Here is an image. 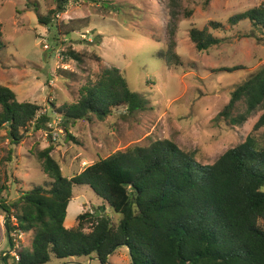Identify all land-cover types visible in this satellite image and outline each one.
Segmentation results:
<instances>
[{
  "label": "rangeland",
  "instance_id": "rangeland-1",
  "mask_svg": "<svg viewBox=\"0 0 264 264\" xmlns=\"http://www.w3.org/2000/svg\"><path fill=\"white\" fill-rule=\"evenodd\" d=\"M262 2L71 0L64 12L44 25L37 16L49 18L53 0H0L4 42L0 85L12 89L18 101L36 103L41 112L51 115L49 130L29 127L19 144H11L0 131V185L5 187L1 200L12 203L22 191L49 184L37 158V151L48 145H52L50 154L63 175L71 177L99 156L156 140L166 139L193 152L200 164L213 163L250 133L264 144V126L253 129L260 108L235 125L219 116L235 86L264 65V29L253 28L248 20L230 24L228 18ZM212 20L221 22L222 27L211 28ZM170 27L174 29L172 49L179 65L161 56L170 41ZM205 27L222 40L198 51L189 38V29ZM69 49L80 59L65 57L63 53ZM106 66L117 67L131 90L149 100L147 109L127 113L120 107L104 120H77L69 127L72 138L67 137L59 124V109L76 101L80 87L96 80ZM233 67L238 68L229 70ZM244 111V103L239 101L231 116ZM101 204L102 199L88 185L73 186L64 226L73 227L78 214ZM106 212L120 219L110 207L106 206ZM5 229L0 208V264H19L12 252L30 251L32 232H11L10 244ZM107 261L131 264L124 246ZM48 264L101 263L91 255L53 258Z\"/></svg>",
  "mask_w": 264,
  "mask_h": 264
},
{
  "label": "trees",
  "instance_id": "trees-1",
  "mask_svg": "<svg viewBox=\"0 0 264 264\" xmlns=\"http://www.w3.org/2000/svg\"><path fill=\"white\" fill-rule=\"evenodd\" d=\"M70 1L53 0L55 6L48 12L52 16L38 15V21L49 24ZM242 20L263 30L264 3L228 18L230 24ZM209 26L217 29L222 23L212 20ZM169 29L170 41L161 56L179 65L172 49L174 29ZM2 37L0 22V51ZM189 38L198 51L222 40L206 27L190 28ZM63 54L80 59L71 49ZM239 101L245 111L232 117ZM148 103L131 90L117 67L106 66L96 80L80 87L76 101L62 105L59 124L72 138L69 127L77 120H104L115 108L132 113L147 109ZM258 108L262 112L254 131L264 126V65L235 86L219 116L240 124ZM40 110L36 103L18 101L12 89L0 85V131L11 144H19L29 127L49 130L51 115ZM51 150L48 145L37 151L40 170L49 184L22 191L12 203L1 200L5 187L0 185L7 236L17 230L32 232L31 250L17 252L19 264H48L53 258L91 255L107 264L120 246L128 249L131 264H264V144L254 134L226 149L211 164H200L193 152L165 139L99 156L71 177L63 175ZM75 185H88L102 204L82 211L75 225L66 228L64 219ZM106 206L120 219L109 216Z\"/></svg>",
  "mask_w": 264,
  "mask_h": 264
},
{
  "label": "built area",
  "instance_id": "built-area-1",
  "mask_svg": "<svg viewBox=\"0 0 264 264\" xmlns=\"http://www.w3.org/2000/svg\"><path fill=\"white\" fill-rule=\"evenodd\" d=\"M41 112V111H40ZM44 112V111H43ZM42 112V113H43ZM15 234H13V235H16L18 232H20V231H13ZM22 233V232H21ZM12 235V236H13ZM6 253H11V251H6ZM5 254V253H4ZM12 255L14 256V258H15V260L17 261L18 259H19V257H18V255L16 254V253H14V252H12Z\"/></svg>",
  "mask_w": 264,
  "mask_h": 264
},
{
  "label": "clouds",
  "instance_id": "clouds-1",
  "mask_svg": "<svg viewBox=\"0 0 264 264\" xmlns=\"http://www.w3.org/2000/svg\"><path fill=\"white\" fill-rule=\"evenodd\" d=\"M11 234V233H10ZM8 238L10 239V235L8 236ZM18 255V254H17ZM15 260V259H14ZM16 261V260H15Z\"/></svg>",
  "mask_w": 264,
  "mask_h": 264
},
{
  "label": "crops",
  "instance_id": "crops-1",
  "mask_svg": "<svg viewBox=\"0 0 264 264\" xmlns=\"http://www.w3.org/2000/svg\"><path fill=\"white\" fill-rule=\"evenodd\" d=\"M110 257V256H109ZM108 262V261H107ZM109 264H110V262H109Z\"/></svg>",
  "mask_w": 264,
  "mask_h": 264
}]
</instances>
